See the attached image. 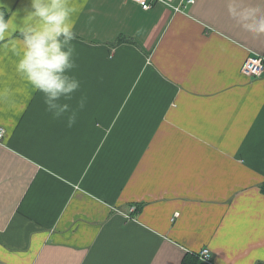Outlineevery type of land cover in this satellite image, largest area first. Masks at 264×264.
I'll return each mask as SVG.
<instances>
[{"label": "crops", "instance_id": "0c3cea01", "mask_svg": "<svg viewBox=\"0 0 264 264\" xmlns=\"http://www.w3.org/2000/svg\"><path fill=\"white\" fill-rule=\"evenodd\" d=\"M39 2L66 12L60 75L78 86L46 110L16 63L47 22L0 0L17 12L0 41V264H264V71L241 72L264 53V0Z\"/></svg>", "mask_w": 264, "mask_h": 264}, {"label": "clouds", "instance_id": "9594fccd", "mask_svg": "<svg viewBox=\"0 0 264 264\" xmlns=\"http://www.w3.org/2000/svg\"><path fill=\"white\" fill-rule=\"evenodd\" d=\"M0 7L3 6L0 5ZM32 7L36 11L28 13V16L43 18L47 22V26L42 30L29 28L28 32H31L32 35H28L27 32L22 33L26 48L16 63V71L34 89L45 94L43 101L48 111L54 106L51 103L52 99L58 98L61 93L71 92L78 86L76 82H73L65 87L66 78L60 74L65 67L71 68L74 65L67 62L69 53L61 51L62 42L57 40V37L62 33L66 40L74 37L69 35V26L63 24L66 12L58 3L51 5V9H60L55 12H52L49 7L41 5L39 0H32ZM16 17L17 12L6 19L5 11H0V41L6 39ZM24 21L27 23L28 18H24Z\"/></svg>", "mask_w": 264, "mask_h": 264}, {"label": "built area", "instance_id": "2783aa9c", "mask_svg": "<svg viewBox=\"0 0 264 264\" xmlns=\"http://www.w3.org/2000/svg\"><path fill=\"white\" fill-rule=\"evenodd\" d=\"M138 3L142 9L147 10L149 9L154 3L161 2L171 5L175 10H179L181 8L180 4L174 5V0H132ZM193 0H184V5L192 3ZM264 71V53H253L252 55L248 56L242 66L241 72L244 75L249 77H259ZM3 134V130H0V137ZM197 257L202 261L207 263H211V253L208 248L203 247L197 252Z\"/></svg>", "mask_w": 264, "mask_h": 264}, {"label": "trees", "instance_id": "16d2710c", "mask_svg": "<svg viewBox=\"0 0 264 264\" xmlns=\"http://www.w3.org/2000/svg\"><path fill=\"white\" fill-rule=\"evenodd\" d=\"M260 190L264 194V180L260 184ZM183 264H205L197 261V258H194L193 261H191L190 257L184 256L182 260Z\"/></svg>", "mask_w": 264, "mask_h": 264}]
</instances>
